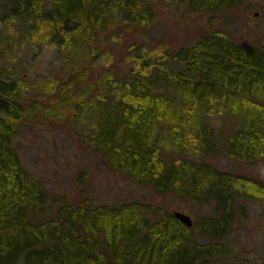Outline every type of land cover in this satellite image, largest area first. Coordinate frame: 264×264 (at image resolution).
Returning a JSON list of instances; mask_svg holds the SVG:
<instances>
[{"label": "trees", "instance_id": "obj_1", "mask_svg": "<svg viewBox=\"0 0 264 264\" xmlns=\"http://www.w3.org/2000/svg\"><path fill=\"white\" fill-rule=\"evenodd\" d=\"M152 2L218 14L239 0H0V264H213L244 202L264 200L263 184L197 161H264V46L219 31L178 48L124 46L131 26L156 21ZM100 37L121 46L122 73L123 65L106 68ZM43 41L73 56L60 60L65 77L43 81L30 98L5 48L30 52ZM39 119L69 123L111 171L210 205L211 217L186 227L142 202L65 203L29 174L14 145Z\"/></svg>", "mask_w": 264, "mask_h": 264}, {"label": "rangeland", "instance_id": "obj_2", "mask_svg": "<svg viewBox=\"0 0 264 264\" xmlns=\"http://www.w3.org/2000/svg\"><path fill=\"white\" fill-rule=\"evenodd\" d=\"M152 4L156 21L146 29L131 26L121 38L124 46L133 42L142 47L161 45L164 49L178 48L193 43L209 31L222 32L238 42L264 46V0H239L236 8L218 14H189L173 5ZM9 32L12 34L9 38L18 39L15 28ZM99 46L104 55L109 56L106 68L116 69L123 65L120 63L124 59L123 50L115 38L107 42H103L102 38ZM5 51L12 65L20 68L25 86L31 90L27 93L30 98L46 89L45 85H41L43 81L65 77L69 73L60 63L67 55L47 41L30 52L13 44L8 45ZM72 56L67 57L71 59ZM65 63L69 62L66 60ZM125 68L123 65L118 72L122 73ZM40 122L42 125L31 123L22 127L14 145L21 164L29 174L65 203L80 205L83 200H88L93 206H114L142 202L172 215L175 212L188 215L192 224L211 217L210 205H199L171 194H157L123 174L111 171L98 153L88 151L76 139L69 123L52 119ZM203 160L218 170L264 185V161L247 164L228 157L198 158L197 161ZM243 206L242 217L236 220L221 241L224 253L212 259L213 264L264 263V200L251 197ZM196 239L203 242L199 236Z\"/></svg>", "mask_w": 264, "mask_h": 264}, {"label": "water", "instance_id": "obj_3", "mask_svg": "<svg viewBox=\"0 0 264 264\" xmlns=\"http://www.w3.org/2000/svg\"><path fill=\"white\" fill-rule=\"evenodd\" d=\"M173 215H174V217L176 219H178L186 227H191L192 226V220L190 219V217L188 215H185V214H182V213H179V212H175Z\"/></svg>", "mask_w": 264, "mask_h": 264}]
</instances>
